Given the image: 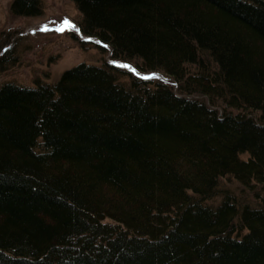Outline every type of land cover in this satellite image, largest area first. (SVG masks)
<instances>
[{
  "label": "trees",
  "instance_id": "1",
  "mask_svg": "<svg viewBox=\"0 0 264 264\" xmlns=\"http://www.w3.org/2000/svg\"><path fill=\"white\" fill-rule=\"evenodd\" d=\"M69 1L176 88L108 63L0 86V264H264V0Z\"/></svg>",
  "mask_w": 264,
  "mask_h": 264
},
{
  "label": "rangeland",
  "instance_id": "2",
  "mask_svg": "<svg viewBox=\"0 0 264 264\" xmlns=\"http://www.w3.org/2000/svg\"><path fill=\"white\" fill-rule=\"evenodd\" d=\"M12 1L0 0V57L6 50L11 53L10 61L0 67V86L15 83L33 87L37 81L53 84L64 71L79 64L108 63L129 76L175 90L174 83L163 74L141 73L131 64L114 61L109 47L83 37L78 29L81 14L69 0H38L42 12L29 18L13 16L9 11ZM66 20L75 27L65 25ZM192 98L206 102L203 97Z\"/></svg>",
  "mask_w": 264,
  "mask_h": 264
},
{
  "label": "snow or ice",
  "instance_id": "3",
  "mask_svg": "<svg viewBox=\"0 0 264 264\" xmlns=\"http://www.w3.org/2000/svg\"><path fill=\"white\" fill-rule=\"evenodd\" d=\"M64 23H65V25H67L68 27H75L74 25L71 24L70 21H67V20H66ZM57 30H58V31H62L63 28H61V29H57Z\"/></svg>",
  "mask_w": 264,
  "mask_h": 264
},
{
  "label": "bare ground",
  "instance_id": "4",
  "mask_svg": "<svg viewBox=\"0 0 264 264\" xmlns=\"http://www.w3.org/2000/svg\"><path fill=\"white\" fill-rule=\"evenodd\" d=\"M218 113V112H217Z\"/></svg>",
  "mask_w": 264,
  "mask_h": 264
}]
</instances>
